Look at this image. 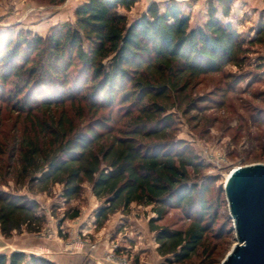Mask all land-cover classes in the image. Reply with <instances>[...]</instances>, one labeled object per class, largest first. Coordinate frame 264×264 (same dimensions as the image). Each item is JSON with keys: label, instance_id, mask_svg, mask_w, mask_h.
<instances>
[{"label": "trees", "instance_id": "16d2710c", "mask_svg": "<svg viewBox=\"0 0 264 264\" xmlns=\"http://www.w3.org/2000/svg\"><path fill=\"white\" fill-rule=\"evenodd\" d=\"M138 1L85 0L75 9L74 21L54 25L45 36L28 29L0 36V101H13L28 112L79 98L95 108L132 105L129 114L137 113L123 130L107 128L106 120L77 131L69 118L68 128L59 119L44 130L56 137L54 154L29 141L24 170H33L32 179L43 190L62 184L67 200L91 182L102 201L98 225L133 203L153 205L157 219L170 208L186 209L191 218L186 230L154 226L156 218L150 220L161 254L175 253L182 261L201 247L217 213L208 202L209 183L192 182L190 169L202 165L197 155L183 141L165 142L169 121L158 116L167 110L170 93L180 91L181 81L241 65L247 40L230 19L234 0H210L208 19L197 27L175 0L153 1L129 21L121 10ZM257 33L255 41L264 34L263 21ZM78 215L75 211L71 217ZM43 221L36 201L0 189L3 235L24 226L36 231ZM0 264L56 263L14 251L0 254Z\"/></svg>", "mask_w": 264, "mask_h": 264}, {"label": "rangeland", "instance_id": "374dc122", "mask_svg": "<svg viewBox=\"0 0 264 264\" xmlns=\"http://www.w3.org/2000/svg\"><path fill=\"white\" fill-rule=\"evenodd\" d=\"M84 1L0 0V36L21 29L45 36L54 25L74 21L75 9ZM147 1L139 0L121 12L133 21L142 15ZM209 1L179 2L192 27L208 17ZM230 19L247 40L241 65L229 64L222 71L190 78L187 84L181 81L180 91L170 93L167 110L158 116L160 122L169 121L165 142L183 141L202 164L198 171L190 169L192 182L210 185L208 202L217 218L197 252L182 261L175 253L161 254L157 231L150 223L156 218L154 226L186 230L191 223L186 209L170 208L157 219L153 205L133 203L98 225L96 211L102 201L91 182L86 180L81 194L67 200L62 184L43 190L32 179L33 170H24L29 141L38 142L45 154H54L56 137L44 130L59 119L66 121L67 128L71 120L77 131L106 120L107 128L123 130L137 113L134 109L130 115L132 105L122 102L95 108L87 98H79L30 112L14 107L13 101H0V189L36 201L44 216L36 231L24 226L5 236L0 229V254L23 251L56 264H220L225 259L237 242L226 179L236 167L264 163V34L255 41L264 22V0H234ZM75 211L79 215L72 218Z\"/></svg>", "mask_w": 264, "mask_h": 264}, {"label": "water", "instance_id": "95a60500", "mask_svg": "<svg viewBox=\"0 0 264 264\" xmlns=\"http://www.w3.org/2000/svg\"><path fill=\"white\" fill-rule=\"evenodd\" d=\"M224 189L237 242L220 264H264V163L234 168Z\"/></svg>", "mask_w": 264, "mask_h": 264}, {"label": "crops", "instance_id": "0c3cea01", "mask_svg": "<svg viewBox=\"0 0 264 264\" xmlns=\"http://www.w3.org/2000/svg\"><path fill=\"white\" fill-rule=\"evenodd\" d=\"M153 1H157V2H161V1H165V4L166 3H168V2H170V1H172V0H148L147 1V4L145 5V7L143 8V10L141 11V13L143 14L146 10H147V7H148V5L151 3V2H153ZM179 5H180V3L179 2H182V1H184V0H179V2L177 1V0H175ZM181 6V5H180ZM182 8V7H181ZM183 9V8H182ZM183 11H185V10H183ZM207 19H208V17H206V19H204V22H201V23H199V24H197V26H202L206 21H207ZM197 26H195V27H197Z\"/></svg>", "mask_w": 264, "mask_h": 264}]
</instances>
